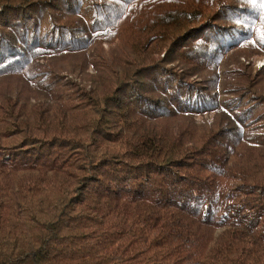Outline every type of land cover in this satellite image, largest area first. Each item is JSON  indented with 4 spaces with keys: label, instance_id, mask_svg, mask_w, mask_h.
I'll return each instance as SVG.
<instances>
[{
    "label": "trees",
    "instance_id": "trees-1",
    "mask_svg": "<svg viewBox=\"0 0 264 264\" xmlns=\"http://www.w3.org/2000/svg\"><path fill=\"white\" fill-rule=\"evenodd\" d=\"M240 53L264 0H0V264H264Z\"/></svg>",
    "mask_w": 264,
    "mask_h": 264
},
{
    "label": "rangeland",
    "instance_id": "rangeland-1",
    "mask_svg": "<svg viewBox=\"0 0 264 264\" xmlns=\"http://www.w3.org/2000/svg\"><path fill=\"white\" fill-rule=\"evenodd\" d=\"M237 52H238V51H237ZM231 60H232V61H231ZM229 61H231V62H230V64H229L228 67H230V68H232V69H237V68H239V66H240L241 63H244V64H248V63H250V64L253 65L254 68H258V67L264 65V58H262V57H260V58H258V57H255V58H244V57H242V53L237 54L236 56L230 57V58L228 59V62H229ZM223 63H224V61H223ZM241 66H242V64H241ZM43 67H44V65H42L41 67H39V69H43ZM229 81H230L231 83H233V79H232V77H231V79H230ZM218 82H219V81H218ZM230 82H226L227 84H226V86H224V89H225V90H227V88H229V87H227V86H230V85H231ZM223 83H224V82H223ZM205 84H207V83H204V85H205ZM233 84H234V83H233ZM43 100H44V99H40V100L33 101V102L38 103V102H42Z\"/></svg>",
    "mask_w": 264,
    "mask_h": 264
}]
</instances>
